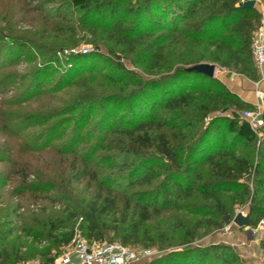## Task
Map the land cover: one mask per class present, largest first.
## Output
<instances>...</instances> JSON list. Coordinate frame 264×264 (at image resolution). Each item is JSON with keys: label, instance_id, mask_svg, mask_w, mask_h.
<instances>
[{"label": "trees", "instance_id": "trees-1", "mask_svg": "<svg viewBox=\"0 0 264 264\" xmlns=\"http://www.w3.org/2000/svg\"><path fill=\"white\" fill-rule=\"evenodd\" d=\"M50 4L59 5L50 9L55 19L71 20V36L82 42L64 40L72 45L44 51L39 66L19 75L20 60L0 57V69L15 66L0 78V188L10 184V200L16 201L9 218L20 212L26 194L34 203L53 204L22 226L33 242L48 245V257L79 235L89 244L109 238L128 249L169 250L147 264H242L227 247L193 244L200 230L230 224L238 208H247L252 230L264 220V135L247 120L225 115L255 113L252 105L215 75L187 70L209 64L257 83L252 43L261 22L258 10L243 9L242 0ZM79 45L83 53L64 54ZM59 52L72 69L50 70ZM73 73L70 87L81 82L87 90V81L99 76L110 94L99 90L73 103L56 102L58 86ZM47 76H58L57 82L43 94L47 104L31 112L32 95ZM108 101L127 111L116 123L106 113L98 122L109 128L107 139L77 149L91 136L82 134L95 105ZM59 124H72L73 137L62 146L43 143L56 138ZM164 216L170 223L176 216L175 223L160 232L149 228ZM13 233L6 223L0 226V264L9 256ZM260 249L264 253V239Z\"/></svg>", "mask_w": 264, "mask_h": 264}, {"label": "rangeland", "instance_id": "rangeland-1", "mask_svg": "<svg viewBox=\"0 0 264 264\" xmlns=\"http://www.w3.org/2000/svg\"><path fill=\"white\" fill-rule=\"evenodd\" d=\"M247 1L251 0H242V3L245 4ZM252 1L255 2V8L258 10L261 16L260 26L254 36L255 40L264 19V1ZM57 6L59 5H51L50 0H0L1 60L3 62H12L10 59L14 57L21 61L18 70L15 69L13 63H7L3 69H0V78L2 77V73L7 71L9 72L15 69L17 75H19L20 73H24V71H28L31 67L33 68L39 66V63L42 62L40 55H43L44 51L45 53H48V50L72 45H66L64 43V40H71L75 42V44H80L82 42L80 41V39L75 40L73 36H71L69 27L67 26V24L71 23V20L66 21L63 19H55V12L50 9ZM25 44H28L30 46H26ZM21 45L24 46L22 47ZM34 47H37L42 52H38V50ZM82 47L83 45H79L78 47L65 51L64 54L76 56L77 54L83 53L84 49ZM61 53L62 52H59L53 62L48 66L50 67V70H62L64 66H70V69H72V65H66V63H63V58L61 59ZM57 58L61 61L57 62ZM123 61L125 62L127 69L132 70L130 63L125 60ZM223 71L235 74L232 71L217 68L215 77L218 79V74ZM75 76L76 73H73V75L70 76L71 78H69L64 83H61V86H58L63 90H58V93L55 96L57 98L51 96L53 100L56 99V102H61L62 104L73 103L78 101V99H80L84 94L99 95V90L103 92V82L97 80L105 79L96 76L95 78L87 81V91L80 89L81 82L75 87H70L71 83L75 80ZM31 77V74L27 76V83L29 81L32 82ZM57 79L58 76L52 77L51 79L49 76L44 78L43 84H41V89L36 90L32 95L34 96L32 102H36H34L32 109H30L31 112H38V110L36 111L35 109H40L47 104L46 97H44L43 94H45V92H47L53 84H56ZM13 84L9 85L8 87H12ZM252 84L257 83L252 82ZM253 88H259V86H253ZM108 91L109 90L106 89L103 93L110 94ZM257 92L260 96L264 94V90H261L260 88ZM253 107L256 109V112H259L261 114L259 118L261 124L260 129L258 127L255 128L259 130V137H262L264 135V117L261 113L262 110H258V108L255 106ZM125 108L127 107L119 103L109 101L96 104L92 113V120L86 128L84 127L85 129L82 134L84 136L91 134V136L88 137L89 139L84 141V143H81V145H79L77 149H83L85 147H90L93 144L104 142L105 139H107L109 128L99 127L98 121H101L102 117L107 113V115L109 116L107 118L111 119L110 123H116L121 115L127 111V109L125 110ZM243 113L244 112L235 114L233 112H229L225 115L240 118ZM57 134L58 135L56 136V138L48 137V140H43V143L51 142L53 143V145L55 144L57 146L67 144V142L73 137L74 134L73 125L71 124L66 126L64 124H59L57 127ZM21 147L23 146H20V148ZM55 159L56 158L54 157L49 158L48 160L51 162H55ZM10 190V184H7L5 187L0 188V226L6 223V226L8 228H12L14 230L13 235L9 238L7 243L6 248L9 256L4 264H43L48 258H54L53 260L55 261L59 256L68 252L71 246L62 248L57 251H52L51 255L48 257L46 252L48 245H46V243L33 242L32 238L25 236L22 232V226L27 223L28 220H31V216L33 214H38L40 207L41 209H46L53 204H49L45 201L34 203V201L26 194L23 198H21L20 212H14V214L9 218L8 214L10 213V211H15L14 203H16V201L10 200ZM56 209H59L58 205L56 206ZM247 212V208H238L235 212V217L240 213L244 216H247ZM175 219L176 216L171 219L170 223L168 216L155 218L151 222L149 228L151 230H157L158 232L165 231L169 226L172 225V223H175ZM8 221H11V223L8 224ZM262 222L263 220L259 223L255 231H252V229L249 227L238 228L234 224V220L221 229L205 228L199 231V236L193 245L202 247L214 245L227 247L238 255L242 264H264V253L260 249V243L264 239V226L262 225ZM177 236L178 235H176V237ZM78 238H81V236H79ZM103 240L104 242H117L116 240H111L109 238H105ZM131 250L151 251L155 255V257L159 256V254H164L165 252L169 251H158V248L143 249L141 247ZM21 258L22 260L18 261ZM150 261L151 260H142L141 263L147 264Z\"/></svg>", "mask_w": 264, "mask_h": 264}, {"label": "built area", "instance_id": "built-area-1", "mask_svg": "<svg viewBox=\"0 0 264 264\" xmlns=\"http://www.w3.org/2000/svg\"><path fill=\"white\" fill-rule=\"evenodd\" d=\"M252 56L258 72L261 73L264 69V19L252 45ZM260 116L259 112L246 111L240 118L260 129ZM262 225L264 226V220ZM78 237L73 241L70 250L59 256L53 264H136L155 257L151 251H133L117 242L89 244Z\"/></svg>", "mask_w": 264, "mask_h": 264}, {"label": "crops", "instance_id": "crops-1", "mask_svg": "<svg viewBox=\"0 0 264 264\" xmlns=\"http://www.w3.org/2000/svg\"><path fill=\"white\" fill-rule=\"evenodd\" d=\"M252 1V0H251ZM248 2V1H247ZM218 80L227 86V88L236 94L243 102L255 106L264 113V94H258V89L264 90V70L259 73V81L252 84L248 79L225 71L218 74ZM253 86H259L254 89ZM260 108V109H259ZM136 264H142L141 261Z\"/></svg>", "mask_w": 264, "mask_h": 264}, {"label": "water", "instance_id": "water-1", "mask_svg": "<svg viewBox=\"0 0 264 264\" xmlns=\"http://www.w3.org/2000/svg\"><path fill=\"white\" fill-rule=\"evenodd\" d=\"M255 7L254 1H248L243 5V9H253ZM216 67L214 65L209 64H201L195 67H192L187 70L189 73H197L202 74L205 77L213 78L215 75ZM249 218L247 216L238 214L234 219V224L238 228H248L249 227Z\"/></svg>", "mask_w": 264, "mask_h": 264}]
</instances>
